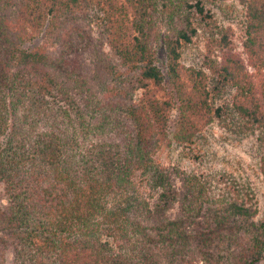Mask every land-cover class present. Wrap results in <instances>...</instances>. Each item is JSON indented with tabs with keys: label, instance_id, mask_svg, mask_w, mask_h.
<instances>
[{
	"label": "trees",
	"instance_id": "obj_1",
	"mask_svg": "<svg viewBox=\"0 0 264 264\" xmlns=\"http://www.w3.org/2000/svg\"><path fill=\"white\" fill-rule=\"evenodd\" d=\"M240 3L251 70L227 32L181 64L206 0H0V264H264L252 197L154 159L218 118L264 178V0Z\"/></svg>",
	"mask_w": 264,
	"mask_h": 264
},
{
	"label": "rangeland",
	"instance_id": "obj_2",
	"mask_svg": "<svg viewBox=\"0 0 264 264\" xmlns=\"http://www.w3.org/2000/svg\"><path fill=\"white\" fill-rule=\"evenodd\" d=\"M206 2L213 16L208 24L199 28L193 41L183 47L181 64L185 67H201L208 54L211 56L219 54L218 48L212 46V42L227 32L234 50L244 58L251 70L243 48L245 16L240 0ZM92 28L96 30L94 25ZM23 30L30 32L29 29ZM40 43L41 39L30 35L23 47L32 48ZM223 102H227L226 97L217 96L214 101L216 105ZM176 110V108L173 110L170 121L171 136L172 127L176 122ZM226 122L228 120L216 118L190 145L178 146L170 140L162 142L154 153V159L171 169L211 175L213 179L217 178L231 185L242 197H252V203L256 202L258 207L259 218H263L264 178L258 167L256 136L249 133L244 135L233 133L226 128Z\"/></svg>",
	"mask_w": 264,
	"mask_h": 264
}]
</instances>
